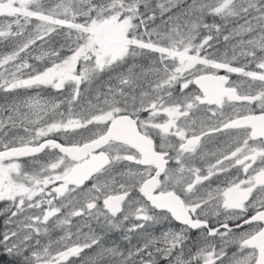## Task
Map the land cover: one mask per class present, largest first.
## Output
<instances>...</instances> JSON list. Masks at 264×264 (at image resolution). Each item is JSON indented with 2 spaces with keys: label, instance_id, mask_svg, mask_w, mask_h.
I'll list each match as a JSON object with an SVG mask.
<instances>
[{
  "label": "snow or ice",
  "instance_id": "6c2138e0",
  "mask_svg": "<svg viewBox=\"0 0 264 264\" xmlns=\"http://www.w3.org/2000/svg\"><path fill=\"white\" fill-rule=\"evenodd\" d=\"M0 264H264V0H0Z\"/></svg>",
  "mask_w": 264,
  "mask_h": 264
}]
</instances>
